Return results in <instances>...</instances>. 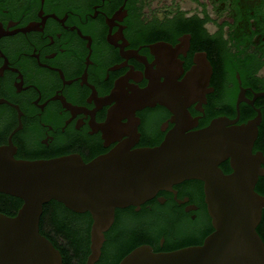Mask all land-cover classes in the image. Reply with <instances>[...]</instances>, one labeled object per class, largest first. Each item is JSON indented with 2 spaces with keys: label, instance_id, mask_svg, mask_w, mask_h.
<instances>
[{
  "label": "flooded vegetation",
  "instance_id": "obj_1",
  "mask_svg": "<svg viewBox=\"0 0 264 264\" xmlns=\"http://www.w3.org/2000/svg\"><path fill=\"white\" fill-rule=\"evenodd\" d=\"M167 91L181 112L154 96ZM217 117L229 130L255 124L239 138L248 150L218 166L256 175L264 245V0H0V145L15 158L88 161ZM203 184L185 178L116 208L93 264H117L140 244H201L213 230ZM0 193V212L14 215L23 199ZM78 213L88 226L85 264L91 216Z\"/></svg>",
  "mask_w": 264,
  "mask_h": 264
},
{
  "label": "water",
  "instance_id": "obj_2",
  "mask_svg": "<svg viewBox=\"0 0 264 264\" xmlns=\"http://www.w3.org/2000/svg\"><path fill=\"white\" fill-rule=\"evenodd\" d=\"M154 96L181 112L170 92ZM225 125L217 117L198 130L176 128L157 145L131 149L123 142L88 161L77 154L19 159L0 145V191L23 199L14 215L0 212V264H62L60 250L39 231L43 203L50 199L90 213L85 264H93L116 208L139 204L157 189L191 177L204 182L213 226L203 242L169 251L140 244L117 264H264V245L255 228L260 216L256 175L241 164H232L229 173L218 166L242 148V131L255 124L248 121L237 130ZM243 148L247 151L249 145Z\"/></svg>",
  "mask_w": 264,
  "mask_h": 264
},
{
  "label": "trees",
  "instance_id": "obj_3",
  "mask_svg": "<svg viewBox=\"0 0 264 264\" xmlns=\"http://www.w3.org/2000/svg\"><path fill=\"white\" fill-rule=\"evenodd\" d=\"M7 203L2 195L0 208L3 209ZM39 231L60 250L62 264H73V255L84 264L88 250V226L85 228L82 213L72 211L62 202L52 199L47 214L41 213Z\"/></svg>",
  "mask_w": 264,
  "mask_h": 264
}]
</instances>
